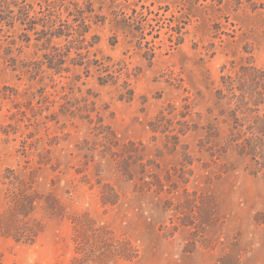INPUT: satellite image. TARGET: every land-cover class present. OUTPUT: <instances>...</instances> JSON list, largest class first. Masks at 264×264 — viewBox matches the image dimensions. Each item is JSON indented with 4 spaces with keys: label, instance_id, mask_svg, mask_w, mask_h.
I'll return each mask as SVG.
<instances>
[{
    "label": "rangeland",
    "instance_id": "rangeland-1",
    "mask_svg": "<svg viewBox=\"0 0 264 264\" xmlns=\"http://www.w3.org/2000/svg\"><path fill=\"white\" fill-rule=\"evenodd\" d=\"M53 1L87 32H0V264H264V0Z\"/></svg>",
    "mask_w": 264,
    "mask_h": 264
},
{
    "label": "trees",
    "instance_id": "trees-1",
    "mask_svg": "<svg viewBox=\"0 0 264 264\" xmlns=\"http://www.w3.org/2000/svg\"><path fill=\"white\" fill-rule=\"evenodd\" d=\"M22 2L23 0H0V32L3 29V26H12L15 21H18L20 24H27L30 29L35 26L36 16L30 14L31 5H29L28 3L22 4ZM44 2L46 3L45 7L47 12L45 14L46 17H43L45 21L43 25L48 27L52 36L58 37L63 34L65 36H69L74 33L71 32L73 30L78 33V36H81L87 32L85 25L87 26L86 22L90 21L91 18L90 16L88 17L85 15L83 8L79 6L78 3H74L73 8L75 10V14H72L71 16L72 22H69L68 16L66 18H63L59 12H56L54 6L55 3L53 0H44ZM84 5L86 8L89 7L88 2H86ZM88 10L89 9H86V11ZM40 12H42L43 16V11ZM122 13L123 12H121V14ZM72 23H76L75 26L72 25ZM117 26L119 27L120 31L126 36L129 35L131 37H136L139 43H141V40L145 38V30L147 28H150L149 31H151L153 28V25L151 22H149L147 15L143 11H136L135 8L132 9V13H124L122 17L118 18ZM171 29L176 32H180L179 30L177 31V29H173L172 27ZM145 43L148 44L149 41H146ZM250 70L251 71L246 72L247 74L253 76L250 78L251 82L254 81L256 83H259L260 80L264 79V69L252 67L250 68Z\"/></svg>",
    "mask_w": 264,
    "mask_h": 264
}]
</instances>
